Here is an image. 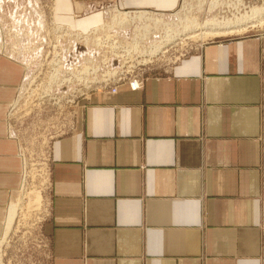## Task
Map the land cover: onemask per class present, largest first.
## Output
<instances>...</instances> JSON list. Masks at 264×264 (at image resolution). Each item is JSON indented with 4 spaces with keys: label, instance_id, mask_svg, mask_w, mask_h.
<instances>
[{
    "label": "crops",
    "instance_id": "1",
    "mask_svg": "<svg viewBox=\"0 0 264 264\" xmlns=\"http://www.w3.org/2000/svg\"><path fill=\"white\" fill-rule=\"evenodd\" d=\"M180 1L25 7L89 32L116 7L169 14ZM26 75L0 51V239L33 138L9 128ZM48 156L47 263L264 264V34L208 42L140 90L94 93Z\"/></svg>",
    "mask_w": 264,
    "mask_h": 264
},
{
    "label": "rangeland",
    "instance_id": "2",
    "mask_svg": "<svg viewBox=\"0 0 264 264\" xmlns=\"http://www.w3.org/2000/svg\"><path fill=\"white\" fill-rule=\"evenodd\" d=\"M30 4L31 0H0V51L13 60H22L27 68L26 80L12 106L13 112H17V119L13 116L9 128L12 132L16 128L28 132L27 135L33 137L21 148L23 171L25 176L30 172L31 178L30 182L23 180L18 194L10 204V208L14 206L17 216L12 231L6 237L5 231L0 239V264L51 263H47L50 260L49 244L43 231L49 174L47 178H40L33 169L35 163L42 169L47 168L45 159L52 141L69 131L80 106L83 107L94 93L102 90L113 93L109 86H113L118 79L141 74L147 78L150 73H160L208 42L264 34V0H181L179 8L169 14L136 10L143 12L142 17L122 25L119 23L122 15H119L123 13L118 14L121 9L116 7L109 11L108 21L98 26V31L105 36L111 32L120 34L118 37L122 40L133 37L129 44L126 42L124 45L119 41V45L112 47L109 56L115 50L114 47L122 48L123 51L117 53L119 59L113 57L109 63L108 58L103 59L100 77L92 79V74L99 71L104 48L100 50L88 46L82 39V31L68 26L81 34H69L78 42L69 40L68 33L57 30L56 21L51 16L54 11L36 6V9H27ZM256 10H260V14H255ZM238 21L242 22L239 28L245 30L243 33L220 38L203 35L211 32L212 27L215 29L213 24ZM62 31L64 36L57 37L58 32ZM196 36L199 38H193ZM135 38L138 39L136 43ZM56 58L69 67L68 74L62 70L64 64L55 65L54 69L53 64L58 62ZM123 59L128 62L125 64ZM82 62L85 65L82 66ZM108 68H118L120 74L114 77L113 71H109L105 75L110 79L105 81L102 72ZM81 70L82 74H90L86 85L82 82V74H79ZM114 71L119 73L118 70ZM52 76L58 77L57 80Z\"/></svg>",
    "mask_w": 264,
    "mask_h": 264
},
{
    "label": "bare ground",
    "instance_id": "3",
    "mask_svg": "<svg viewBox=\"0 0 264 264\" xmlns=\"http://www.w3.org/2000/svg\"><path fill=\"white\" fill-rule=\"evenodd\" d=\"M202 1H204V0H202ZM260 12H261L260 10L259 11L256 10L255 14H260ZM117 13L118 14L123 13V14H120L119 15L120 17L122 15V18H119V23L121 25L124 24L125 22L131 20V19H134V18H137V17H142V14H143V12H137L136 10H133V11L132 10H120ZM146 13L147 12H144V14H146ZM138 14H141V15H138ZM131 15H136V16H131ZM137 20H139V18H137ZM254 20L255 19H251V21H254ZM51 24L53 25V23H51ZM240 24H242L241 21H238L237 23H231V22H227V23H224V24L223 23H220V24H217L216 23V24H213V26L215 27V29H212L213 28L212 27L210 29L211 32H209L207 34H203V35H206L207 37H211V38H220V37H227V36H230V35H233V34L243 33L245 30H242V29L239 28L240 27ZM57 25H56L57 30L58 29H61V30L65 31L66 33H68V36L67 37L69 38V40H72V41H75L76 40L75 38H71L69 36V34H75V33H77V34L81 35L80 33L75 32L74 30H72L68 26L66 28H62L61 26H65V25H61V24H57ZM207 27H209V25ZM98 30L99 29L97 27V28H93L89 32H82V39L84 40V42L86 44H88V46L90 45V47H98V48H100V50H102L104 48V51H103L102 55L100 56L101 61H100L99 66H98L99 67V71L96 74H92V75H94L92 77V79H94L96 77H100L99 72H100L102 66L104 65L103 64V59L104 60H107V58H108L109 59L108 63L112 61L111 58H113V57L119 59L120 56H118L117 53L123 51L122 48H120V46H117L116 48L114 47L115 50H113L112 53H111V56H109V52L111 51V49H113L112 47L113 46H116V45H119L120 42H121V44H124V45L126 44V42H128L127 44H129V42L132 40V37H133L132 36L130 38H126L125 40H122L121 37H118V36H120V34H113L111 32L110 34H108L107 36H105V34L103 32L98 31ZM63 31L62 32H58L57 37H59L60 35L61 36H64L63 35ZM100 34H104V36L101 37ZM193 38L198 39L199 36H196V37H193ZM203 38H204V36H202V39ZM190 39H192V38H190ZM59 40H60V38L57 39V42H59ZM136 40H138V39L137 38L134 39L135 43H136ZM76 41L78 42V40H76ZM101 44H102V47H101ZM152 52H154V54H155L156 51L153 50ZM88 59L89 58L85 59V61L88 60ZM91 59H93V58H91ZM94 59H96V58H94ZM123 62H124V59H123ZM127 62L128 61H125L124 63L126 64ZM58 64L60 66H62V64H64L65 65V68H63L62 70H63V72L65 74H68L69 67L65 63H63L62 61L59 62V60H58L57 63H55L53 65L54 66L55 65L57 66ZM76 65H79V63L76 64ZM83 65H85L84 62H82V66ZM56 66L54 67V69H56ZM72 66H74V65H72ZM83 70H85V68ZM114 70H118L119 73L117 74V71H114ZM96 71H97V68H96ZM109 71H113L112 72V75L113 76L115 75L114 77H117L120 74V70L118 68H116V69H114V68H108L104 72H102L103 73L102 77H103V79H105V81H106V79H108V80L110 79L109 77H107L105 75ZM79 74H82V70L79 71ZM88 75H90V74H87V75L86 74H82V82H84L85 85H86V80L87 79L89 80V78H87ZM52 78H54V80H57L58 77L55 78V76H52ZM73 79L77 80V78H73ZM88 80H87V82H89ZM70 81H71V79H69V82ZM15 215H16L15 208L13 206V207L10 208V214H9L8 221H7V224H6V235H5V237L8 235L9 232L12 231L14 221L16 220L15 217L17 216V215L15 216Z\"/></svg>",
    "mask_w": 264,
    "mask_h": 264
},
{
    "label": "built area",
    "instance_id": "4",
    "mask_svg": "<svg viewBox=\"0 0 264 264\" xmlns=\"http://www.w3.org/2000/svg\"><path fill=\"white\" fill-rule=\"evenodd\" d=\"M144 74L141 75H136V76H132L131 78H127V79H121V80H117V82L113 85V86H109V89L112 90L113 93H117L118 92V88L121 84H123L124 82H128L127 84L129 85V87L132 90H140L143 86H144V81L146 78H144ZM45 162L47 163V168L46 169H42V167H40L37 163H35V168L33 169V172L36 173L37 176H39L40 178L42 176H45V178L48 177L49 174V156L47 154ZM38 166L40 168H38ZM30 172L26 174L25 176V170L23 171V180L26 182H30Z\"/></svg>",
    "mask_w": 264,
    "mask_h": 264
}]
</instances>
